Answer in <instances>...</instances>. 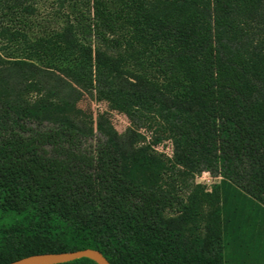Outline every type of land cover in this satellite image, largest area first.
I'll use <instances>...</instances> for the list:
<instances>
[{"label":"trees","instance_id":"trees-1","mask_svg":"<svg viewBox=\"0 0 264 264\" xmlns=\"http://www.w3.org/2000/svg\"><path fill=\"white\" fill-rule=\"evenodd\" d=\"M59 5L0 0V264H226L223 185L264 208V0Z\"/></svg>","mask_w":264,"mask_h":264},{"label":"rangeland","instance_id":"rangeland-1","mask_svg":"<svg viewBox=\"0 0 264 264\" xmlns=\"http://www.w3.org/2000/svg\"><path fill=\"white\" fill-rule=\"evenodd\" d=\"M40 17L45 23L57 21L56 12L60 8L59 0H37ZM80 107L85 111L94 113L108 112L107 106L91 96H87ZM110 119L121 134L125 133L132 124L129 119L116 112H108ZM147 140L151 133L143 130ZM157 153L173 157L171 141H165L155 148ZM209 172H202L196 177V184L202 188H211L219 182ZM223 230L226 241V264H264V208L251 202L234 186L223 185Z\"/></svg>","mask_w":264,"mask_h":264},{"label":"water","instance_id":"water-1","mask_svg":"<svg viewBox=\"0 0 264 264\" xmlns=\"http://www.w3.org/2000/svg\"><path fill=\"white\" fill-rule=\"evenodd\" d=\"M82 258H90L97 264H110L100 251L94 249H85L67 253L33 255L9 264H63Z\"/></svg>","mask_w":264,"mask_h":264}]
</instances>
